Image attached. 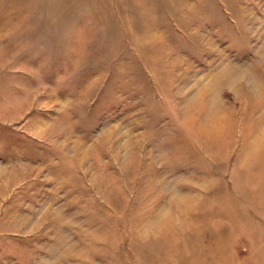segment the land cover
Masks as SVG:
<instances>
[{"label": "rangeland", "instance_id": "1", "mask_svg": "<svg viewBox=\"0 0 264 264\" xmlns=\"http://www.w3.org/2000/svg\"><path fill=\"white\" fill-rule=\"evenodd\" d=\"M0 264H264V0H0Z\"/></svg>", "mask_w": 264, "mask_h": 264}]
</instances>
